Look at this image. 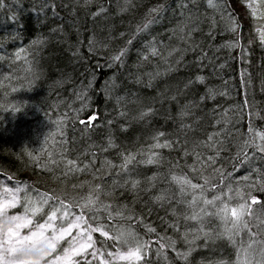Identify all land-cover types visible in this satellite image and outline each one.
<instances>
[{"label":"trees","instance_id":"trees-1","mask_svg":"<svg viewBox=\"0 0 264 264\" xmlns=\"http://www.w3.org/2000/svg\"><path fill=\"white\" fill-rule=\"evenodd\" d=\"M214 2L216 7L208 0H3L0 184L27 185L30 197L47 194L50 204L59 198L68 220L83 215L93 227L102 226L115 237L92 233L105 264H235L248 240L244 232L235 246L227 237L197 235L201 227L213 235L223 231L211 205H201L209 213L202 223L185 219L193 195H219L234 207L238 198L229 197L235 190L249 191L245 177L254 181L256 170L264 172V153L244 145L253 133L264 134V42L231 0ZM159 5L156 22L137 31ZM122 50V63L109 66ZM161 132L158 142L171 147L152 148ZM152 153L158 162L144 163ZM128 155L134 160L125 170ZM68 160L83 170L69 171ZM173 176L204 188L185 185L181 193ZM19 195L12 215L24 214V192ZM252 195L261 201L254 207L264 219V192L252 189ZM33 202L41 208L34 223L44 222L50 208ZM251 233L264 239L255 224ZM137 240L149 245L140 260L107 256L135 249Z\"/></svg>","mask_w":264,"mask_h":264},{"label":"snow or ice","instance_id":"snow-or-ice-1","mask_svg":"<svg viewBox=\"0 0 264 264\" xmlns=\"http://www.w3.org/2000/svg\"><path fill=\"white\" fill-rule=\"evenodd\" d=\"M211 7H216L217 4L214 0H208ZM3 0H0V8H3ZM163 11V6L159 5L149 10L146 16L145 23L142 26H138L137 31H146L148 27L156 22L157 13ZM153 54L159 55L153 48ZM126 55V52L122 50L118 55L110 58L112 66L114 62H121L122 57ZM78 99H83V95H79ZM145 115V114H142ZM95 119V117H93ZM81 123H84L81 121ZM58 129L62 132V122H57ZM87 127V126H86ZM163 132L158 133L153 139L157 140V143L153 144L152 148L171 147V143L165 141L163 144L159 143V137L164 136ZM256 139L261 141L260 144H256ZM209 141H213V137L209 136ZM214 142V141H213ZM246 147H252L255 145L256 149L264 153V134L253 133L247 141L244 142ZM63 145H61L62 147ZM111 142H110V145ZM206 147L211 148L213 143H207ZM199 147V145H196ZM185 154H188L187 152ZM193 155L197 157V163L200 162V154L193 149ZM241 155H247L243 151ZM157 154L152 153L146 161L147 164L158 162L156 159ZM134 160V156L128 155L124 158L123 167L127 169V165ZM212 158H208V162L211 163ZM68 165L72 167L71 170L83 169L77 168L76 162L72 160L67 161ZM85 168L88 165L84 166ZM257 171V179L252 180L251 177H245V181H248L246 187L249 189L247 193L242 190H235L234 195L229 199L238 198V203L234 207L229 205L219 195L213 196L212 199H199L195 195L190 202H187L188 208L191 210L190 215H186L185 219L203 222L204 216L209 215L205 207L201 205H211L215 209L211 215L216 216L221 221L223 231L215 233L203 232L202 227L197 230V235L203 234L206 239H220L227 237L229 242L234 246L236 245V237L244 232L248 236L246 242H241L240 249L237 253V261L235 264H264V239H257L254 234L251 233V226L255 224L257 228L264 231V219L257 213L261 209H257L254 206L261 204L255 196L252 195V189L264 192V172ZM11 179V177H9ZM172 179L180 185V192L184 193L185 185L191 189L196 190L200 188L203 190L204 186L193 184L186 178H177L173 176ZM138 181H132L131 187L133 189L138 187ZM208 181H205V185ZM27 185L21 187L19 183L14 188L3 187L0 191V264H92L93 260H98L99 264H105V253L95 247V241L93 240L92 233L99 231L100 234L106 238L115 239V237H109L108 232L103 229L102 226L97 225L93 227L84 219L83 215H77L74 219L68 220L70 212L67 210L68 206L59 198H56L53 203H49L53 200L52 197L47 194L37 193L35 197H30L26 191ZM98 191V189H97ZM24 192L23 204L24 214L22 215H9L8 210L15 208L17 204L21 203L20 193ZM228 192H233L231 186H228ZM159 199V198H158ZM38 201L41 206L48 205L50 208V214H47L46 219L42 223H34L33 217L36 213L41 211L40 207H36L33 201ZM219 202V203H217ZM59 205V207L57 206ZM106 208L107 205H104ZM199 207V211L197 208ZM63 209V211H61ZM61 212L58 217L57 213ZM30 213V214H29ZM94 218V217H93ZM60 223L57 224L56 221ZM87 225V227H82ZM77 229L75 236L72 235V230ZM155 231V229H149ZM71 236V240L68 241V246L64 247L61 252H57L62 241H65L67 237ZM148 244L137 240L135 249H130L127 253H115L108 252V257L119 260H140L142 258L141 253L145 252L148 248ZM164 247V245H161ZM25 250L39 252V258H32L25 256ZM91 250V251H90ZM191 250V249H190ZM55 254V255H53ZM182 258H187V253H179ZM80 257V260L74 259ZM258 257V258H257ZM91 258V259H90ZM224 264V262H221Z\"/></svg>","mask_w":264,"mask_h":264},{"label":"rangeland","instance_id":"rangeland-1","mask_svg":"<svg viewBox=\"0 0 264 264\" xmlns=\"http://www.w3.org/2000/svg\"><path fill=\"white\" fill-rule=\"evenodd\" d=\"M231 5L239 15H242V22L247 27L251 25L253 30L258 33L259 39L261 38L264 42V0H231ZM25 176L29 179L31 178L30 173H26ZM3 187L7 186L0 184V191H2ZM9 215L12 214L9 213Z\"/></svg>","mask_w":264,"mask_h":264},{"label":"clouds","instance_id":"clouds-1","mask_svg":"<svg viewBox=\"0 0 264 264\" xmlns=\"http://www.w3.org/2000/svg\"><path fill=\"white\" fill-rule=\"evenodd\" d=\"M24 255H25V256H30V257H32V258H36V259H38L40 254H39V252H37V251H27V250H25Z\"/></svg>","mask_w":264,"mask_h":264}]
</instances>
